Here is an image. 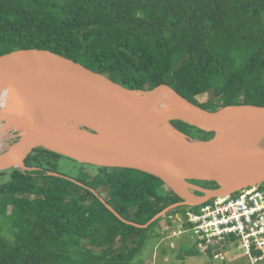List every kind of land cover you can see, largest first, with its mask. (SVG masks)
Here are the masks:
<instances>
[{
    "label": "trees",
    "instance_id": "1",
    "mask_svg": "<svg viewBox=\"0 0 264 264\" xmlns=\"http://www.w3.org/2000/svg\"><path fill=\"white\" fill-rule=\"evenodd\" d=\"M22 48L49 49L131 89L168 82L211 111L264 105V0H0V55ZM171 123L191 140L215 133ZM60 156L36 146L30 168L14 167L0 185V264H132L149 232L180 212L159 215L182 200L159 176L97 165L94 176H68Z\"/></svg>",
    "mask_w": 264,
    "mask_h": 264
},
{
    "label": "water",
    "instance_id": "2",
    "mask_svg": "<svg viewBox=\"0 0 264 264\" xmlns=\"http://www.w3.org/2000/svg\"><path fill=\"white\" fill-rule=\"evenodd\" d=\"M165 85L192 111L215 123L193 122L180 116L170 120L182 119L213 130V137L191 140L183 135L173 136L172 140L137 115L134 104ZM0 87L7 91L2 120H15L20 130L21 138L13 148L27 138L35 142L21 163L9 156L11 151L7 157L0 156V171L17 166L30 168L25 158L36 146L82 163L142 170L161 177L182 198L159 215L177 205H199L264 182V144L241 146L226 138L233 120H264V105L233 104L217 111L207 110L168 82L151 90L131 89L72 58L43 48H22L0 55ZM36 99L67 108L87 129L74 122H34L25 114V105ZM170 126L173 127L171 122ZM172 130L178 131L170 127V133ZM191 180L215 181L218 186L199 188L198 194L191 190ZM174 181H179V186Z\"/></svg>",
    "mask_w": 264,
    "mask_h": 264
},
{
    "label": "built area",
    "instance_id": "3",
    "mask_svg": "<svg viewBox=\"0 0 264 264\" xmlns=\"http://www.w3.org/2000/svg\"><path fill=\"white\" fill-rule=\"evenodd\" d=\"M168 217L166 224H162L161 241L171 249L180 248L191 233L190 237L204 252L213 244L236 246L250 264H264V182L187 206L182 215ZM173 218L177 230L170 233Z\"/></svg>",
    "mask_w": 264,
    "mask_h": 264
},
{
    "label": "bare ground",
    "instance_id": "4",
    "mask_svg": "<svg viewBox=\"0 0 264 264\" xmlns=\"http://www.w3.org/2000/svg\"><path fill=\"white\" fill-rule=\"evenodd\" d=\"M6 96L7 91L0 87V147L5 141V132L12 127H18L17 122L13 119H8L7 122L2 121L3 113L6 111ZM144 96L145 99L143 101L134 104L135 112L157 133L172 140L175 137L170 133V118L174 116H180L193 122L215 123L214 120L192 111L187 102L173 94L169 88L160 87L155 91L146 93ZM25 114L38 124L80 121L67 108L41 99L28 101L25 105ZM226 138L231 143L241 146L258 145L264 139V120H233L228 126ZM34 143L32 138H27L24 143L13 148L9 156L16 163H21L25 157V155L24 157L22 155L26 154ZM174 183L179 186L180 182L174 181Z\"/></svg>",
    "mask_w": 264,
    "mask_h": 264
},
{
    "label": "rangeland",
    "instance_id": "5",
    "mask_svg": "<svg viewBox=\"0 0 264 264\" xmlns=\"http://www.w3.org/2000/svg\"><path fill=\"white\" fill-rule=\"evenodd\" d=\"M166 69L162 70L165 72ZM205 97H202L201 100H204ZM172 120V119H171ZM170 120V122H171ZM5 122V120H2ZM75 125L87 129L80 122H74ZM212 124H206V126H211ZM173 127L171 126V129ZM172 135L178 138H183V134L181 131L172 130ZM183 136V137H182ZM20 130L15 127L8 129L5 132V141L0 147V156H6L11 151V149L18 143L20 140ZM260 144H264V139L260 141ZM26 152V151H25ZM24 152V153H25ZM22 158V157H21ZM21 166H17L15 168H19ZM85 169L91 176H94L97 172V166L93 164H83L82 162L75 161L66 156L58 157V170L62 174L77 176L81 173V171ZM13 168H8L0 171V185L8 182L11 179ZM52 177H42L37 179L39 183L48 185V183L52 180ZM199 184H206V182L197 181ZM168 189L167 186H164ZM166 191V190H165ZM167 192V191H166ZM201 194V192H198ZM181 201V200H179ZM178 201V202H179ZM185 205H177L173 208L179 212V215H182L183 210L185 209ZM196 207V209H198ZM174 217V215H173ZM169 217L165 215V217L149 232L151 233L150 239L145 244L142 252L135 258L132 264H246L249 262L248 258L244 256L240 250L237 249L236 246H224L213 244L211 249L208 252H204L199 249L194 239L190 237L191 233H188L186 240L182 243V248H174L171 249L164 244V241H161L164 231H162V224H166ZM171 221V227L173 229L170 233H173L177 230L176 218H173ZM168 233L165 231V234ZM3 234L7 238H13L11 225H8L4 228ZM177 241V238H174ZM125 245L133 246L134 240L133 238H129ZM95 250H101V245H87ZM123 245L120 241L117 242V250H119ZM183 247L192 248V252H183ZM164 249L166 251H164ZM218 254V256H216ZM224 256V258L221 257Z\"/></svg>",
    "mask_w": 264,
    "mask_h": 264
},
{
    "label": "flooded vegetation",
    "instance_id": "6",
    "mask_svg": "<svg viewBox=\"0 0 264 264\" xmlns=\"http://www.w3.org/2000/svg\"><path fill=\"white\" fill-rule=\"evenodd\" d=\"M191 183H192V185L194 186L193 188H191V190L193 191V192H195V193H198L199 192V188H207V187H209V184H199V183H195V182H192V181H190Z\"/></svg>",
    "mask_w": 264,
    "mask_h": 264
},
{
    "label": "clouds",
    "instance_id": "7",
    "mask_svg": "<svg viewBox=\"0 0 264 264\" xmlns=\"http://www.w3.org/2000/svg\"><path fill=\"white\" fill-rule=\"evenodd\" d=\"M251 186V185H250ZM236 192V191H235ZM234 193V192H233ZM199 194V193H198ZM212 199V198H211ZM200 205V204H199ZM185 206H196V205H185ZM179 213V212H178ZM175 215V214H173ZM181 247V246H180ZM249 263V262H248Z\"/></svg>",
    "mask_w": 264,
    "mask_h": 264
}]
</instances>
